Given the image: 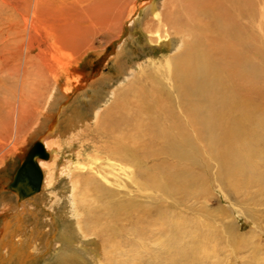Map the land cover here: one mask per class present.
I'll return each mask as SVG.
<instances>
[{"label": "bare ground", "instance_id": "obj_1", "mask_svg": "<svg viewBox=\"0 0 264 264\" xmlns=\"http://www.w3.org/2000/svg\"><path fill=\"white\" fill-rule=\"evenodd\" d=\"M165 2L161 14L153 12V4L146 6L144 14L155 16L146 31L151 41L177 38L176 51L166 66L122 88L101 114L99 100L108 94L100 89L112 77L90 82L98 90L91 97L98 101L85 110L79 96L86 89H76L81 92L71 103L68 99L86 75L70 76L62 84L71 66H62V53L48 61L21 45L3 55L0 82L9 84L0 103V168L6 158H25L13 180L0 187V263L188 261L205 250V237L180 214L185 193L202 194L209 175L232 193L242 178L264 184L258 171L264 152L256 146V134H248L263 124L253 105L259 76L254 19L243 16L240 30L237 21L227 20L223 0ZM123 47L115 54L122 73ZM100 55L94 52L87 65L94 68ZM89 115L95 125L84 132ZM62 133L68 149L75 141L81 146L72 150L78 165L67 170L62 163L57 168ZM28 168L39 174L41 191L55 177L66 176L59 185L57 214L42 196L27 195L20 186L28 182Z\"/></svg>", "mask_w": 264, "mask_h": 264}, {"label": "rangeland", "instance_id": "obj_2", "mask_svg": "<svg viewBox=\"0 0 264 264\" xmlns=\"http://www.w3.org/2000/svg\"><path fill=\"white\" fill-rule=\"evenodd\" d=\"M165 1L168 0H0V64L3 55L7 56V53L21 45L30 49L31 56L38 57L42 54L41 56L48 61H53L60 52L62 66L67 63L68 66L71 65L62 77V84L70 76L74 78L86 75L85 79L82 78L78 87L72 91L68 99L70 103L74 98L76 99L75 95L78 96L81 92L76 89L82 87L86 89V95L79 96L83 100L81 106L85 110H90L89 102L95 100L91 96L98 91L94 86H88L90 82L101 76L113 78L106 81L107 84L103 83L100 89L101 95L105 92L108 94L104 97V99L107 98L106 102H103L104 99L99 100L101 108L98 112L102 113L122 88L144 74L155 71L157 67H161V64L166 66L169 57L176 51L175 46L179 44V40L175 37L168 38L167 41L148 39L147 29L152 28L151 23L153 24L152 20L155 16L153 18L152 14L145 15L144 10L146 11V6L153 4V12L161 14ZM223 1L227 20L234 21L235 24L237 21L236 26H239L240 30L241 27L243 28V16L247 15L248 17L245 18L254 19L253 32L257 43H255L257 46L255 64L259 76L255 81L257 95L253 105L257 103L255 115L262 119L263 124L258 130L251 129L248 134H256V146L264 152V102L258 101L264 95V14L261 13L264 6L263 0H249L248 3L245 0ZM245 28L247 31L248 27ZM175 40H177L176 43ZM120 47L125 49L123 62H126L124 65L126 70L123 73L115 62V54ZM97 51L101 52L97 58V64L94 68L89 67L86 63L87 59ZM46 56L50 58L47 59ZM1 80L3 81V78ZM0 84V103L2 104L5 88L9 83L0 82ZM94 125L95 120L89 115L81 128L85 132ZM64 142L65 135L62 133V154L60 155L62 162L57 165V168L59 169L62 163V167L66 166L67 170V166L73 168L78 165L72 150H78L81 146L78 141H75V146L70 150L69 145L67 146ZM29 146L25 149L28 150ZM88 152L89 149L84 150V154L80 157H85ZM22 158H6L4 165L0 168V187L3 184L6 185L5 180L8 178L12 177L11 180H13L21 167ZM68 161L70 164H67ZM65 169L62 168V173ZM209 170L207 175L210 174ZM258 171L264 179V157L258 164ZM63 176L64 174L62 177H55L53 184L44 191L34 190L26 181H21L19 184L27 195L35 193L37 195L33 194L34 198L42 196V200L47 202V205L50 206L49 203H51L52 212L57 214L59 212L57 201L61 197L59 185L66 177ZM254 182L248 178H242L240 188H236L232 193L222 182L215 179L214 175H209L208 186L202 194L196 189L193 194L185 193L180 214L195 226L197 225L199 231L203 233L202 237H205V240L203 238L201 240L205 250L202 249L188 261L178 259L177 264H264V184L259 183L258 186ZM126 189L131 188L126 187ZM14 190L19 191V188ZM40 206L41 204L36 203L37 208ZM50 228L51 234L52 227ZM0 264L8 263L2 260ZM25 264H41V260H28Z\"/></svg>", "mask_w": 264, "mask_h": 264}, {"label": "water", "instance_id": "obj_3", "mask_svg": "<svg viewBox=\"0 0 264 264\" xmlns=\"http://www.w3.org/2000/svg\"><path fill=\"white\" fill-rule=\"evenodd\" d=\"M35 157V154L33 155V158ZM30 169V170H29ZM28 169V173H27V177H28V182L30 184V186L34 189V190H38L39 189V185H40V176L37 172H32V168ZM34 175V176H33Z\"/></svg>", "mask_w": 264, "mask_h": 264}]
</instances>
